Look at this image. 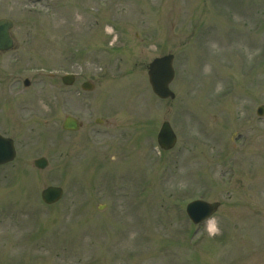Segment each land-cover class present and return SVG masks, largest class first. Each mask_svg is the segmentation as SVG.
Masks as SVG:
<instances>
[{
	"label": "rangeland",
	"instance_id": "374dc122",
	"mask_svg": "<svg viewBox=\"0 0 264 264\" xmlns=\"http://www.w3.org/2000/svg\"><path fill=\"white\" fill-rule=\"evenodd\" d=\"M0 17L16 43L0 132L17 148L0 165V264H264V0H0ZM168 53L176 97L161 99L148 66ZM49 185L64 188L52 205ZM195 198L221 206L194 224Z\"/></svg>",
	"mask_w": 264,
	"mask_h": 264
},
{
	"label": "water",
	"instance_id": "95a60500",
	"mask_svg": "<svg viewBox=\"0 0 264 264\" xmlns=\"http://www.w3.org/2000/svg\"><path fill=\"white\" fill-rule=\"evenodd\" d=\"M11 22L9 20H0V49H9L13 45V41L9 36V27ZM149 77L153 85L154 91L161 97H174L175 94L171 91L169 84L174 77L173 55H166L154 59L149 65ZM67 84L74 81L73 75L63 77ZM27 84L29 81L26 82ZM94 85L87 81L83 83V88L92 89ZM259 113H263L259 109ZM64 128L69 130H77L80 128L79 121L67 116L64 121ZM159 143L162 147L169 149L176 143V135L168 122H164L158 136ZM16 154L14 141L12 138L4 137L0 134V164L6 163L14 159ZM35 164L40 168H45L48 165V160L41 157L35 160ZM63 189L61 187L50 186L43 190V199L52 203L61 198ZM219 207V202H207L204 200H194L187 206V212L194 222H200L205 218L211 216Z\"/></svg>",
	"mask_w": 264,
	"mask_h": 264
},
{
	"label": "flooded vegetation",
	"instance_id": "af4514ba",
	"mask_svg": "<svg viewBox=\"0 0 264 264\" xmlns=\"http://www.w3.org/2000/svg\"><path fill=\"white\" fill-rule=\"evenodd\" d=\"M23 12H24V15H26V13H27V11H24V10H22ZM255 157H257V152L255 151Z\"/></svg>",
	"mask_w": 264,
	"mask_h": 264
}]
</instances>
